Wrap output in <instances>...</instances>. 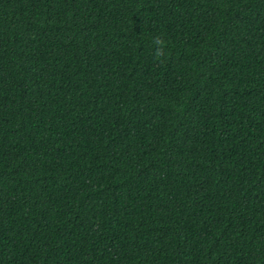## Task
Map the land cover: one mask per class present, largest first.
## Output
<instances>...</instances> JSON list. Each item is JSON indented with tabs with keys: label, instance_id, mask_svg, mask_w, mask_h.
I'll return each mask as SVG.
<instances>
[{
	"label": "trees",
	"instance_id": "16d2710c",
	"mask_svg": "<svg viewBox=\"0 0 264 264\" xmlns=\"http://www.w3.org/2000/svg\"><path fill=\"white\" fill-rule=\"evenodd\" d=\"M0 264H264V0H0Z\"/></svg>",
	"mask_w": 264,
	"mask_h": 264
},
{
	"label": "clouds",
	"instance_id": "9594fccd",
	"mask_svg": "<svg viewBox=\"0 0 264 264\" xmlns=\"http://www.w3.org/2000/svg\"><path fill=\"white\" fill-rule=\"evenodd\" d=\"M153 44L155 46V58L159 61L160 58L165 55L164 48L166 46V41L161 38H156L153 40Z\"/></svg>",
	"mask_w": 264,
	"mask_h": 264
}]
</instances>
